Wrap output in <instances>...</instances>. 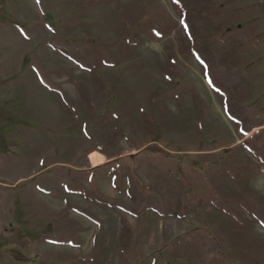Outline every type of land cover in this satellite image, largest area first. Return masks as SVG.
I'll return each mask as SVG.
<instances>
[{
  "label": "rangeland",
  "instance_id": "374dc122",
  "mask_svg": "<svg viewBox=\"0 0 264 264\" xmlns=\"http://www.w3.org/2000/svg\"><path fill=\"white\" fill-rule=\"evenodd\" d=\"M247 1L228 6L220 37L242 45L222 68H242L264 125V0ZM181 21L172 0H0V264H264L251 213L264 211V165L246 149L264 127L244 135L227 118ZM142 167L180 179L200 209L134 218L96 201L133 207L130 169L174 209Z\"/></svg>",
  "mask_w": 264,
  "mask_h": 264
},
{
  "label": "trees",
  "instance_id": "16d2710c",
  "mask_svg": "<svg viewBox=\"0 0 264 264\" xmlns=\"http://www.w3.org/2000/svg\"><path fill=\"white\" fill-rule=\"evenodd\" d=\"M175 6L181 11L187 38L190 41L195 57L204 70V76L211 89L224 97V111L227 118L239 127L244 135L263 128L262 123L252 118V112L245 104V94L242 89V68L223 69V63L227 60L233 62L234 56L242 45L241 40L232 36L221 38L223 25L228 13V6L242 7L247 0H172ZM53 47V46H52ZM53 49L76 63L82 69H89L95 63L89 56L79 50H66L59 47ZM203 61V63H201ZM209 79L212 83H209ZM219 89V91H217ZM246 149L253 154L259 162L264 165V131L256 134L252 142L246 144ZM151 182L159 181L163 187V195L166 198L176 197L177 203L173 209L169 203L159 206L155 198L148 195L141 182L134 178L130 169L126 170V194L133 207H122L119 203L106 200L96 196V201L108 206L122 208L134 218H140L150 211L163 218L185 217L183 209L198 211L201 206L200 200L189 197L185 192L184 183L174 176L153 175L145 168H139ZM216 209L227 212L225 205L218 201L213 203ZM255 207V204H252ZM246 209H251L250 206ZM251 211V210H250ZM229 213V212H228ZM254 220L264 228V211H251ZM204 246L211 252L219 249L218 242L213 238H207ZM222 264H226L221 261Z\"/></svg>",
  "mask_w": 264,
  "mask_h": 264
},
{
  "label": "bare ground",
  "instance_id": "6f19581e",
  "mask_svg": "<svg viewBox=\"0 0 264 264\" xmlns=\"http://www.w3.org/2000/svg\"><path fill=\"white\" fill-rule=\"evenodd\" d=\"M92 163L94 165H98L99 164V158L97 157V155H92L91 159Z\"/></svg>",
  "mask_w": 264,
  "mask_h": 264
},
{
  "label": "snow or ice",
  "instance_id": "6c2138e0",
  "mask_svg": "<svg viewBox=\"0 0 264 264\" xmlns=\"http://www.w3.org/2000/svg\"><path fill=\"white\" fill-rule=\"evenodd\" d=\"M40 0H36V3H39ZM181 23H184V21H181ZM184 27L187 28V24H184ZM157 35H160V33H157ZM201 63H203V61H201ZM209 83L211 84L212 81L209 79ZM217 91H219V89H217Z\"/></svg>",
  "mask_w": 264,
  "mask_h": 264
}]
</instances>
